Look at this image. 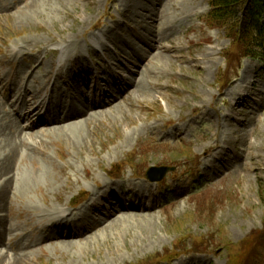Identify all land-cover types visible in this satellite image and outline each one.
I'll use <instances>...</instances> for the list:
<instances>
[{
	"label": "rangeland",
	"instance_id": "rangeland-1",
	"mask_svg": "<svg viewBox=\"0 0 264 264\" xmlns=\"http://www.w3.org/2000/svg\"><path fill=\"white\" fill-rule=\"evenodd\" d=\"M208 9V0H0V76L6 78V87L15 75L36 76L32 89L45 85L43 97L60 89L68 100L76 96L99 101H87L90 105H101L111 95L117 99L78 128L42 130L45 133L28 139L35 146L25 161L12 160L14 169L26 171L23 177H29L30 184L1 200L0 211H9L11 222L27 232L36 225L31 241L46 230L37 224L39 214L45 213L43 223L45 216L82 197L80 192L90 197L102 194L110 183L127 206L119 213L111 208L117 214L105 213V219L85 207L92 230L80 238H69L70 230H60V238L39 239L32 244L29 264H144L191 248L202 254L179 256L173 264H264V63L245 56L247 46L238 36L205 23ZM100 35L107 50L92 45ZM68 42L74 45L64 64L60 48ZM151 42L170 51L158 59L145 57L147 48L151 54L159 51L148 45ZM17 46L25 50V60L14 63L10 54ZM41 61L42 71L50 65L47 79L38 72ZM118 61H124L123 69ZM19 66L26 67L25 74ZM137 67L150 82L141 91L130 89L119 97L125 79L133 80L128 69ZM73 71L75 92L67 90ZM30 72L34 76H27ZM19 85L14 82L7 94L1 93L17 97L15 93L22 94ZM241 86L248 97L234 107L232 92ZM82 89L86 92L80 95ZM12 97L3 100L5 108L0 110L2 152L3 132L8 137L27 134L20 136L16 125L9 133L2 114L10 115L7 106L14 113L9 122L23 126L17 120L20 113L7 105ZM46 119L47 115L42 118ZM7 155L0 152L1 162ZM200 157L199 170L190 174V165ZM163 167L175 170L163 178L165 184H151L145 175ZM119 169V180L105 173L117 174ZM139 175L145 178H135ZM195 180L208 183L198 189ZM3 217L0 231L7 227L13 232L8 215ZM24 258L19 264L26 263ZM0 264L6 262L0 258Z\"/></svg>",
	"mask_w": 264,
	"mask_h": 264
},
{
	"label": "bare ground",
	"instance_id": "bare-ground-1",
	"mask_svg": "<svg viewBox=\"0 0 264 264\" xmlns=\"http://www.w3.org/2000/svg\"><path fill=\"white\" fill-rule=\"evenodd\" d=\"M156 36H157V34H156ZM73 45L74 44L72 42H68L67 45H63V46L61 45L62 46L61 47V50H62L61 59H63V60H68L69 59V54L72 52ZM92 45L95 48L98 47V45H99V46L103 47L104 50H107V48H108V45L106 44L103 35H100L99 37L97 36V39H94L92 41ZM148 45L152 46V42L150 44H148ZM152 48L153 49L155 48L156 50H159V51L156 52L155 49H154V51L156 53L151 54V51L147 50L148 49L147 48L146 51H145V55L143 54V56L150 57V56L153 55L152 57L154 59H158V57L162 55L163 51H170L169 47H167L165 45H162V44L161 45L160 44L159 45L156 44V45L152 46ZM141 56L142 55H140V57ZM80 57H82V55H80ZM126 62L127 63H131L133 66L134 65L137 66L136 62H138V58L136 59V62L135 61L134 62L126 61ZM143 62H145V60ZM161 62H163V61H161ZM118 63L119 64H117V65H118L119 68L123 69V67H125L124 61H118ZM143 65H144V63H143ZM121 66H123V67H121ZM126 67H127V65H126ZM136 69L137 70H135V71L131 70V69H128L129 74H131L132 77L135 76V78L131 77V79H133V80L127 84L125 90L122 92L123 94L128 92L130 89L132 91H135V92L141 91L142 87H143V84L145 82H147V81L150 82V80L148 78L149 76H146L145 74H143L141 72V68H140V70H139L138 67ZM119 78H120V76H119ZM121 79H125V78L121 77ZM35 80H36L35 77H26L25 84L17 86L18 90L24 95V97H22V94L20 95V93L18 92V93H15V94H18L17 97L16 96L12 97V95H9L12 98H9L8 101H7V105L11 106V108L14 107L13 111H15L16 114H17V112L19 113V110L21 108H23V113L18 116L17 120L19 122H21V124H22V122L27 121V122H29L28 123L29 126L28 127L19 126V124L16 121L15 122H11L9 124V128L13 127L14 125H16L20 136L22 135V133L27 132V134L25 136L26 138L16 137L13 134H10V136L8 137L2 131L3 132L2 141L5 140L6 148H5V150L3 152L2 151H0V152L2 154H8V155L6 157H3L4 159H3L2 162H1V159H0V205H1V200L6 199L7 195H9L10 193H13V195H14L16 193V190L25 191V188L30 184L29 183V177H23V173H25L26 171L23 170V172L21 173V171H18L19 169H16V168L14 169L15 164L13 166V163H12L13 159H15V160L19 159V161L23 162L28 157V155H30L29 154V150H30V148H33L35 145L32 144V142H30L28 139H31V137H33L34 135H36L38 133H41L42 130L46 131L48 128H52V127H59V128H63V129L70 128V127L78 128L80 123L88 122L89 116H90V118L92 117V115L95 116V114H97L98 111H100V108H102L103 106L111 107L117 101V99L113 98L112 95H111L101 105H90L89 103H86L87 101L85 103L70 102V103L65 104V105L64 104H58V103H55V102L52 103V101H49L48 104H47L46 98H42L41 95H40L42 93L44 87L42 88V86H41L39 88L35 87L34 89H32V86H35V84H36ZM102 81L104 83H106L105 79H102ZM242 81L243 82L245 81V83L246 82L248 83L246 77H243ZM250 83L251 82H249V85H250ZM73 88L74 87L72 86V89ZM236 88H237V90L235 92L234 91L232 92V96H233L232 99L235 98V100H236L235 103L233 104L234 107L238 106L239 104H241L242 101L245 100L248 97V96H245V97L243 96V94L245 92L242 93V91H244L243 89H245V87L241 86V90H238V87H235V89ZM14 89H11V94L14 93L13 92ZM107 90H109V89H107ZM0 94H1V97H2V99L0 98V110H3L5 108L4 101L9 96L3 95L1 93V91H0ZM120 94H119V97H121ZM30 99H31V101H29ZM46 104H47V107H46L45 110H43L45 108ZM17 106H18V109L16 111ZM6 109H7L6 112L10 113L9 116L10 117H12V116L14 117V113L10 111V108H8V106H7ZM94 109H96V110H94ZM90 110H94L95 113L94 112L90 113L89 112ZM58 113H59V115H57ZM101 113H103V112H101ZM46 115L48 116V119L42 120V118L44 116H46ZM37 116H38L39 119L37 121H35V118ZM230 118H232V117H230ZM41 124L46 126L47 128H44V129L40 128L37 132H29V131L34 130L37 127V125H41ZM34 126H36V127H34ZM31 127H34V128H31ZM24 129H26L28 131H23ZM66 130L68 131V129H66ZM60 131L62 132L63 130H60ZM42 133H45V132H42ZM64 136H65V134H64ZM0 144H1V140H0ZM219 148H220V146H219ZM15 155H16L17 158H15ZM218 160H220V159L218 158ZM18 173H20V175L17 178L16 176L18 175ZM21 182H23L22 183V187H21ZM111 194H113L111 198H115L116 200H118V198L116 197L115 193H110V196H111ZM112 208H115V207L112 206ZM120 208L125 209L123 207H120ZM141 208H146V207L143 206ZM99 210H100V212L103 215L105 214V212H103L102 209L99 208ZM110 211H112V212L109 215H106V214L105 215L106 216H111V215H113L114 212H115V215H116L117 211H118V208H117V211H116V209H111ZM119 211H118V213H119ZM1 213H2V211H0V217L2 218L5 215H3ZM1 218H0V224L2 226L3 222H4V219H1ZM45 218L49 219V221H51L53 223V228H55V229L64 227V225L66 223L71 221V218L68 217V214H67L66 210L64 211L62 209H60L58 212H55V214H51V215L45 216ZM5 230H6V232L4 230L0 231V244L3 243V245L0 247V250L7 251L6 249H10V250L13 249L11 246H12V244H14V241L16 242V238L18 236L16 235V237H14L11 234L12 233V228L10 229L11 231H9L7 227L5 228ZM76 234H79V231H77ZM6 246L8 248H6ZM16 249H17V247H15L16 253L15 254L12 253L11 255H8L9 254L8 251H7L8 254L6 252H0V258H2L6 262V264H19V263H22L25 260V258H24L25 255L17 252ZM10 259H12V260H10Z\"/></svg>",
	"mask_w": 264,
	"mask_h": 264
},
{
	"label": "trees",
	"instance_id": "trees-1",
	"mask_svg": "<svg viewBox=\"0 0 264 264\" xmlns=\"http://www.w3.org/2000/svg\"><path fill=\"white\" fill-rule=\"evenodd\" d=\"M208 5L205 23L238 36L247 46L245 56L264 63V0H208Z\"/></svg>",
	"mask_w": 264,
	"mask_h": 264
},
{
	"label": "water",
	"instance_id": "water-1",
	"mask_svg": "<svg viewBox=\"0 0 264 264\" xmlns=\"http://www.w3.org/2000/svg\"><path fill=\"white\" fill-rule=\"evenodd\" d=\"M152 178V177H151ZM158 178H162V175L161 176H159Z\"/></svg>",
	"mask_w": 264,
	"mask_h": 264
}]
</instances>
